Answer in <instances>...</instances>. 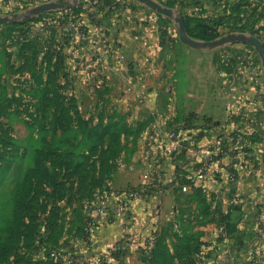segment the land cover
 <instances>
[{
    "label": "crops",
    "instance_id": "0c3cea01",
    "mask_svg": "<svg viewBox=\"0 0 264 264\" xmlns=\"http://www.w3.org/2000/svg\"><path fill=\"white\" fill-rule=\"evenodd\" d=\"M48 1L0 0V11ZM169 1L186 27L232 13V0H217L221 11L195 0ZM124 2L113 0L107 11L93 4L80 14L82 34L93 44L84 62L81 52L64 53L67 65L80 60V74L104 76L109 97L99 101L110 112L97 119L124 127L110 177L98 186L96 202L83 201L95 223L91 247L107 253L120 245L127 264H140L141 251L150 261L159 237L171 246L186 236L199 247L192 257L206 264H264V66L258 51L236 40L252 47L254 61L248 65L240 54L221 62L215 50L188 46L173 29L166 34L158 16ZM241 17L264 43L261 10L257 16V8L246 7ZM79 32L65 45L80 42ZM67 65L70 78L74 70ZM189 183L195 187L184 190ZM129 188L144 189L145 196L122 207Z\"/></svg>",
    "mask_w": 264,
    "mask_h": 264
},
{
    "label": "rangeland",
    "instance_id": "374dc122",
    "mask_svg": "<svg viewBox=\"0 0 264 264\" xmlns=\"http://www.w3.org/2000/svg\"><path fill=\"white\" fill-rule=\"evenodd\" d=\"M49 1L67 6L37 14L35 8L42 3L35 2L19 11H0L1 16H17L15 21L0 22V238L3 227L9 230L6 243L0 245V264H127L123 251L117 249L120 245L107 253L95 252L91 247L92 233L89 235L86 226L91 223L94 227L95 223L83 203L95 198L99 186L94 182L98 143L94 134L100 126L97 117L109 111L108 105L99 101L109 97V92L104 91L108 82L104 76L80 74L76 69L79 59L71 61V65L64 59V53L70 50L83 53L84 62L93 50V44L82 34L80 14L93 6L94 0ZM155 1L172 5L169 0ZM195 1L215 6L217 11L223 8L217 0ZM77 3H82L84 10L71 8ZM124 3L158 16L162 30L168 34L173 29L180 40L178 23L173 18L139 0ZM231 3L235 10L255 7L257 16L261 10L264 20V0ZM221 16L222 13L216 16L217 28L209 29L206 24L192 28L200 36L193 38L218 40L241 33L237 14L231 20ZM19 19L24 21L17 23ZM246 22V34L250 35L255 27L250 26L251 20ZM78 31L80 42L77 38L71 46L65 45L66 38ZM233 44L228 41L207 48L188 46L215 50L221 62L232 61L240 54L248 65L254 61L252 47ZM225 51L231 54L225 57ZM64 64L74 70L70 78L63 71ZM13 210L17 221L11 219ZM170 248L161 264H206L201 259L193 263L192 256L198 252L192 251V244L185 239L173 240ZM146 254L141 251L140 264H151L144 260Z\"/></svg>",
    "mask_w": 264,
    "mask_h": 264
},
{
    "label": "trees",
    "instance_id": "16d2710c",
    "mask_svg": "<svg viewBox=\"0 0 264 264\" xmlns=\"http://www.w3.org/2000/svg\"><path fill=\"white\" fill-rule=\"evenodd\" d=\"M241 3V2H239ZM94 5H97L102 9V11H107L106 7L111 6L113 4V0H98L97 2L93 3ZM72 9L81 12L84 10V5L82 3H77L71 6ZM241 8V7H240ZM244 11V8L235 10V8H232V13L228 14L227 16H221L222 19L226 20H231L234 18V16L237 14L239 19L238 21H241V29L240 32H245L247 28V22L243 24L241 13ZM262 16V15H261ZM24 19H19L16 21L17 23H22ZM189 27H187L188 34L192 37L199 38L200 36H197L193 33L192 28H197L200 27L204 24L207 25V27L210 28H217V21L216 17L212 19H204L202 21H198L196 26L192 25L194 22L193 20L189 21ZM206 33V32H205ZM98 132L94 134V137L96 138L97 142L96 143V158H95V163H94V169L97 172L94 177V182L95 184L101 186L107 178L110 177L111 174V168L114 166L112 160L116 157L118 154V148L120 145V140L118 138L119 134L124 131V127L119 126L118 122L116 121H110L107 124H104L103 122H100V126L97 128ZM26 188H29V182L26 183ZM11 219L14 221H17V218H15V210L12 212ZM9 230L6 227L2 228V238H0V245L5 244L4 242L7 239V233ZM185 239V241H188L192 244V251L193 250H198L199 247H197L196 242H191L190 237H179L178 240ZM2 241V242H1ZM20 241L19 238H17L16 243ZM173 242V241H172ZM170 246L165 243V239L162 237H159L154 244L153 248L150 251V262L151 264H161L162 260L165 258V255L167 251L169 250ZM195 248V249H194ZM195 258H192V261L194 263ZM52 263V262H51Z\"/></svg>",
    "mask_w": 264,
    "mask_h": 264
},
{
    "label": "water",
    "instance_id": "95a60500",
    "mask_svg": "<svg viewBox=\"0 0 264 264\" xmlns=\"http://www.w3.org/2000/svg\"><path fill=\"white\" fill-rule=\"evenodd\" d=\"M139 1H142L143 3L150 6L151 8H153L154 10H156L158 12H161V13L165 14L166 16L173 18L178 23V31H179L180 39L183 42L189 44L190 46L207 48V47H214L218 43H225L228 41L240 40L243 42H247L248 44H250L256 48V50L258 51V53L261 57V60H262L263 66H264V43L257 36L247 35V34L241 32V33L230 34L228 36H223L218 40L201 41V40L193 38L192 36H190L188 34L185 18L183 16L179 15L172 8L167 7L165 5H162L161 3H159L155 0H139ZM66 6H67V4L59 2V1H48V2H44L41 5H39L38 7H36L35 12L37 14H40V13L46 12V11L62 9V8H65ZM16 17L1 16L0 15V22L15 21Z\"/></svg>",
    "mask_w": 264,
    "mask_h": 264
},
{
    "label": "built area",
    "instance_id": "2783aa9c",
    "mask_svg": "<svg viewBox=\"0 0 264 264\" xmlns=\"http://www.w3.org/2000/svg\"><path fill=\"white\" fill-rule=\"evenodd\" d=\"M204 172L199 173V177H203ZM195 186L193 184H185L183 189L187 190L189 188H194ZM145 196L144 189H135V188H129L125 192V199H123L121 206L127 207L129 205V202L133 200L134 198H142ZM100 210H104L102 206H100ZM93 225L91 223H88L86 226V231L89 233V235L92 233Z\"/></svg>",
    "mask_w": 264,
    "mask_h": 264
}]
</instances>
